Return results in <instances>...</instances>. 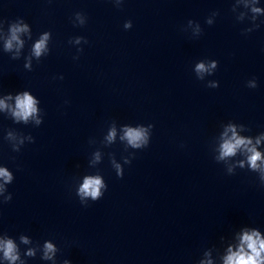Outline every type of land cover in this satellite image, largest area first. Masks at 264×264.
<instances>
[{
    "label": "clouds",
    "instance_id": "obj_1",
    "mask_svg": "<svg viewBox=\"0 0 264 264\" xmlns=\"http://www.w3.org/2000/svg\"><path fill=\"white\" fill-rule=\"evenodd\" d=\"M253 12L259 13L261 9L253 8ZM219 14V13H218ZM193 21L188 20V23L191 24ZM264 22V21H262ZM83 23V21H81ZM208 25H212L213 23L209 20L207 21ZM132 27V22L128 21L124 24V28L128 29ZM259 27V24L255 26V29ZM255 29H244L242 34H247ZM27 31V26H19L15 25L11 28V37L6 43V48L11 49L13 47V41H16L18 44L22 43L19 41L17 33ZM197 33L198 37L202 34L200 30L199 24H197ZM81 37H77L76 43L80 42ZM49 40V34L46 32L36 43L33 48V54L39 58L42 53L48 51L46 45ZM87 42V41H86ZM74 59H78V57H74ZM218 61L212 60L210 63L199 62L195 66V70L198 74L210 73L212 69L217 68ZM202 78V77H201ZM60 79H63L61 76ZM246 86L251 89H255L257 87V81L255 78H252L247 81ZM213 87H219V82ZM12 95L8 94L5 99H0V110H8L12 117L15 118L16 121H24L27 123L29 119H34L37 125H41L42 121L37 116L38 108L37 105L39 100L34 98L33 95H30V90H23L18 92L15 96V106L6 103L7 100H11ZM154 125L149 124L148 128L153 129ZM231 132V136L229 137L228 133ZM116 135L115 128H113L108 134V141H112ZM264 138V137H261ZM256 139L255 145L253 144L251 139H246L237 134L236 127L229 125V127L224 132L223 142L219 147V156L216 158L217 160H225L226 158H230L235 156L238 152L245 154L247 157V164L253 171H257L260 173L261 186H264V157L261 156V153L257 151L256 145H259L260 139ZM8 139L13 140L15 137L12 133H8ZM29 139L31 143H34V137L30 136ZM122 140L126 139L128 145H130L134 149L142 150L147 148L150 143V137L148 135V129L144 127H126L124 129V136L121 137ZM23 144V140L20 141ZM13 151L19 152L20 149L16 146L13 147ZM135 154L131 156V158H125V164H131L132 159ZM96 159H99V154L97 153ZM113 165L117 172L118 178H123L124 170L121 168L120 164L115 163L113 161ZM239 166L241 168L244 167V161H240ZM228 175H233L232 169L229 168ZM0 179L4 181V184H8L13 181V175L8 171L6 167H0ZM4 184H0V192L5 191ZM107 184L101 178L99 174L96 175H87L83 178V183L80 184L78 188V196L81 205L88 206V204H84L83 201L85 198H91V201L95 202L101 199L104 196L105 191H107ZM12 200V194H9L5 198L4 204L10 202ZM223 238V237H221ZM23 243H28L27 239L21 237ZM0 252H3V258L10 262V264H15V262L19 259L18 250L16 244L12 239H2L0 240ZM43 259L51 260L53 256L57 252V248L54 247L52 243H45L43 249ZM29 255H32L30 252ZM223 264H264V238L261 237V233L255 227H250L249 225H243L240 227V235L239 242L236 245H229L227 248V254L222 257ZM62 264H72V262L68 259H64ZM204 264V262H202ZM206 264H211V261L206 262Z\"/></svg>",
    "mask_w": 264,
    "mask_h": 264
}]
</instances>
